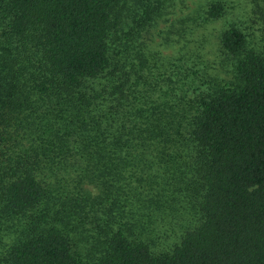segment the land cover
I'll return each mask as SVG.
<instances>
[{
	"label": "trees",
	"instance_id": "trees-1",
	"mask_svg": "<svg viewBox=\"0 0 264 264\" xmlns=\"http://www.w3.org/2000/svg\"><path fill=\"white\" fill-rule=\"evenodd\" d=\"M164 1L0 0V264H264V43Z\"/></svg>",
	"mask_w": 264,
	"mask_h": 264
},
{
	"label": "rangeland",
	"instance_id": "rangeland-1",
	"mask_svg": "<svg viewBox=\"0 0 264 264\" xmlns=\"http://www.w3.org/2000/svg\"><path fill=\"white\" fill-rule=\"evenodd\" d=\"M165 15L155 22L145 38L147 46L169 57L176 53V48L185 45L187 50L197 48L209 63L216 62L211 51L217 42L219 33L228 25H235L248 36L254 45L264 43V0H165ZM212 3L222 6L221 16L207 22L204 11ZM182 29L185 34L180 37L172 34L175 41L160 46L162 36L170 30ZM201 40L203 49L197 42ZM217 66V65H216Z\"/></svg>",
	"mask_w": 264,
	"mask_h": 264
}]
</instances>
